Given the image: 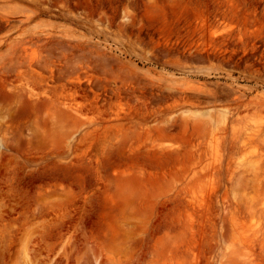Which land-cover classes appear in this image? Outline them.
I'll use <instances>...</instances> for the list:
<instances>
[{
    "label": "rangeland",
    "instance_id": "obj_1",
    "mask_svg": "<svg viewBox=\"0 0 264 264\" xmlns=\"http://www.w3.org/2000/svg\"><path fill=\"white\" fill-rule=\"evenodd\" d=\"M264 264V0H0V264Z\"/></svg>",
    "mask_w": 264,
    "mask_h": 264
},
{
    "label": "bare ground",
    "instance_id": "obj_2",
    "mask_svg": "<svg viewBox=\"0 0 264 264\" xmlns=\"http://www.w3.org/2000/svg\"><path fill=\"white\" fill-rule=\"evenodd\" d=\"M97 262H98V261H96V264H98Z\"/></svg>",
    "mask_w": 264,
    "mask_h": 264
}]
</instances>
